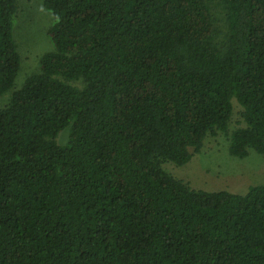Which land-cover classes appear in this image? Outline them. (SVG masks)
Returning <instances> with one entry per match:
<instances>
[{
  "label": "trees",
  "instance_id": "1",
  "mask_svg": "<svg viewBox=\"0 0 264 264\" xmlns=\"http://www.w3.org/2000/svg\"><path fill=\"white\" fill-rule=\"evenodd\" d=\"M19 4L0 0V264H264L263 185L166 168L220 134L264 156V0H42L53 50L15 89Z\"/></svg>",
  "mask_w": 264,
  "mask_h": 264
},
{
  "label": "rangeland",
  "instance_id": "2",
  "mask_svg": "<svg viewBox=\"0 0 264 264\" xmlns=\"http://www.w3.org/2000/svg\"><path fill=\"white\" fill-rule=\"evenodd\" d=\"M51 25L52 18L44 9L42 0H20L14 38L21 56V68L15 79V89L26 77L39 71V58L53 50L48 36ZM8 95L9 92L0 96V108ZM234 106L237 108L235 103ZM64 139L65 134H61L58 141L62 143ZM166 168L173 177L195 190H227L244 194L249 187L264 186V156L251 151L244 159L231 157L227 151V138L221 134L208 137L202 150L184 166L170 164Z\"/></svg>",
  "mask_w": 264,
  "mask_h": 264
}]
</instances>
